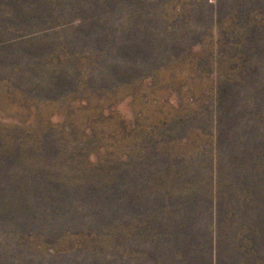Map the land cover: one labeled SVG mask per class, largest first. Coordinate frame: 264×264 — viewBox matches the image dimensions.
<instances>
[{"label":"rangeland","instance_id":"374dc122","mask_svg":"<svg viewBox=\"0 0 264 264\" xmlns=\"http://www.w3.org/2000/svg\"><path fill=\"white\" fill-rule=\"evenodd\" d=\"M0 264H264V0H0Z\"/></svg>","mask_w":264,"mask_h":264}]
</instances>
